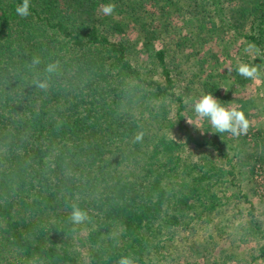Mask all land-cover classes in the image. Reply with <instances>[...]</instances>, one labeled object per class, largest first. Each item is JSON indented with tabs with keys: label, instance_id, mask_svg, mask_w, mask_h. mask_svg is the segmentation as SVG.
I'll return each instance as SVG.
<instances>
[{
	"label": "trees",
	"instance_id": "16d2710c",
	"mask_svg": "<svg viewBox=\"0 0 264 264\" xmlns=\"http://www.w3.org/2000/svg\"><path fill=\"white\" fill-rule=\"evenodd\" d=\"M146 1L112 0L145 37ZM19 2L0 0V264H149L166 227L208 222L239 193L234 166L184 157L175 130L201 142L165 53L147 52L162 82L133 62L131 39L103 29L107 0H30L25 17ZM240 34L264 62V0Z\"/></svg>",
	"mask_w": 264,
	"mask_h": 264
},
{
	"label": "rangeland",
	"instance_id": "374dc122",
	"mask_svg": "<svg viewBox=\"0 0 264 264\" xmlns=\"http://www.w3.org/2000/svg\"><path fill=\"white\" fill-rule=\"evenodd\" d=\"M208 1H146V9L153 11L145 19L149 37L150 33L139 36L137 24L129 25L132 20L126 16V7L101 18L109 37L131 39L133 62L162 82L161 67H154L147 52L151 47L164 51L167 70L185 102L183 123L201 142L197 145L184 136L183 129L175 130L183 143L182 154L187 160L207 156L225 169L233 164L234 184L229 187L232 193L239 190L208 222L166 227L167 238L147 256L149 264H264V62L240 34L259 0H216L214 6ZM241 62L255 64L258 75L240 76L235 69ZM207 92L223 104L244 110L250 122L246 134L217 133L195 114L193 101ZM213 143L220 145L226 157L219 155ZM229 187L224 191H230ZM254 224L262 230L258 232Z\"/></svg>",
	"mask_w": 264,
	"mask_h": 264
},
{
	"label": "clouds",
	"instance_id": "9594fccd",
	"mask_svg": "<svg viewBox=\"0 0 264 264\" xmlns=\"http://www.w3.org/2000/svg\"><path fill=\"white\" fill-rule=\"evenodd\" d=\"M115 5L112 0H107L103 5L104 14H112ZM15 12L20 17L28 16L30 13V0H20L15 8ZM40 58H32L33 66L40 64ZM56 68L54 63L45 66L46 72H53ZM235 71L244 78H255L258 75V68L255 64L241 62ZM36 87L44 89L47 87V80L41 79L35 81ZM193 111L207 122L217 133H230L232 136H243L249 130L250 122L243 109L228 106L221 103L211 92L204 93L193 101ZM139 138V137H137ZM85 218V213L77 206L73 205L70 212V219L78 223ZM116 264H136L131 256H120Z\"/></svg>",
	"mask_w": 264,
	"mask_h": 264
}]
</instances>
